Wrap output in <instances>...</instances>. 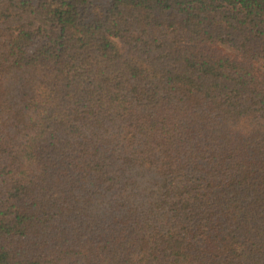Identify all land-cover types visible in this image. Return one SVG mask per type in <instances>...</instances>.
<instances>
[{
    "label": "trees",
    "instance_id": "16d2710c",
    "mask_svg": "<svg viewBox=\"0 0 264 264\" xmlns=\"http://www.w3.org/2000/svg\"><path fill=\"white\" fill-rule=\"evenodd\" d=\"M0 264H264V0H0Z\"/></svg>",
    "mask_w": 264,
    "mask_h": 264
}]
</instances>
